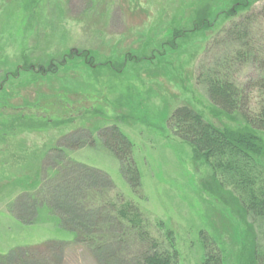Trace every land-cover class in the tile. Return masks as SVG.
<instances>
[{
	"label": "rangeland",
	"instance_id": "1",
	"mask_svg": "<svg viewBox=\"0 0 264 264\" xmlns=\"http://www.w3.org/2000/svg\"><path fill=\"white\" fill-rule=\"evenodd\" d=\"M232 3L0 0V264H139L148 244L98 221V201L121 198L175 264H202L211 252L225 264L248 257L235 196L169 121L185 105L219 128L250 131L211 103L206 85L213 73L240 87L260 73L264 0L229 17ZM246 99L255 114L263 95L248 88ZM112 127L130 143L133 167L115 158ZM255 134L264 170V129ZM86 167L102 193L81 186L74 196L76 179L90 183ZM42 205L65 223L49 222ZM73 214L115 240L100 237L101 250L74 240Z\"/></svg>",
	"mask_w": 264,
	"mask_h": 264
},
{
	"label": "trees",
	"instance_id": "2",
	"mask_svg": "<svg viewBox=\"0 0 264 264\" xmlns=\"http://www.w3.org/2000/svg\"><path fill=\"white\" fill-rule=\"evenodd\" d=\"M252 1L232 0L233 3L228 14L229 17L235 16L239 11L249 8ZM205 22L210 24L208 20H205ZM195 23L199 27L201 24H204L200 20L195 21ZM236 29L240 35H246L244 28L238 29L237 26ZM175 31L177 36L180 33L179 31L184 34L187 32L186 30L177 29ZM247 54L251 55L249 51H247ZM239 55L240 53H238ZM258 65L260 73L242 87L214 73L206 78L211 103L227 115L233 114L239 116L240 122L247 124L250 131L234 132L224 127L219 128L213 123L206 121L198 112L185 105L177 107L169 117L175 134L191 147L193 154L203 158L211 168L213 174L218 175V183L230 190L235 196L238 206H240L243 216L239 215V217L245 220L244 227L246 228L245 233L247 234L249 245V255L241 264H264V243L262 244L258 239L261 230L264 229V170L257 160V152L260 151L262 145H260V141L255 134L256 130L264 129V59ZM248 88L257 89L263 95V102L255 114L249 112L248 109L246 110L245 101H247L246 93ZM53 105L51 103L50 105H46V107L51 108ZM42 113L43 110L39 114ZM110 130H112L113 135L110 143L113 146V150L115 148L117 150V154H114L115 158L121 160L127 159L126 163L133 167V161L130 158V143L119 132L118 128L112 127ZM84 170L89 176L88 180H90V183L81 184L80 179H76L72 186L74 196L81 189V186L87 188V190L89 188V191L102 193L100 186H94L96 184L92 181L96 178L94 171L89 167H86ZM62 172L63 170L58 169L52 172V175L58 177ZM133 174L136 175L135 168ZM99 203H103V206L97 208L100 219L98 221L104 220L105 222L110 219L115 225L114 230L118 229L123 234H134V236L139 238L140 242L148 244L146 251L139 256L140 258H136L137 263L175 264L174 256H172L173 253H166L165 250L158 249L157 242L147 231L141 230L143 223L141 222L140 213L130 200L121 198L118 202L107 201L106 203L104 200H99ZM44 207L45 212H47H43L41 215L44 214L49 222H53L57 228L60 227L61 219L65 223L63 215H60V219L54 216L55 213L52 207H49V209L46 206ZM70 216L72 220L70 223H67V226L73 231V236H71L74 240H81L92 247L97 245L99 250L105 245L102 243L100 237L102 239L103 237H107L106 233L115 240L113 236L117 234H114L115 231H111V233L108 231L102 236L96 234V227L94 228L95 224L93 225V222H89L83 217L82 220H78V216L75 214ZM246 217H249V219ZM259 228L260 231H258ZM256 229L257 233L255 232ZM202 264H225V262L220 254L211 252L204 256Z\"/></svg>",
	"mask_w": 264,
	"mask_h": 264
}]
</instances>
